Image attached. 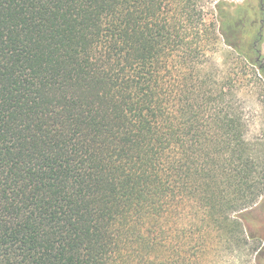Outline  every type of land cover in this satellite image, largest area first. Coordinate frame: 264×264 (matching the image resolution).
I'll return each instance as SVG.
<instances>
[{
    "label": "trees",
    "instance_id": "trees-1",
    "mask_svg": "<svg viewBox=\"0 0 264 264\" xmlns=\"http://www.w3.org/2000/svg\"><path fill=\"white\" fill-rule=\"evenodd\" d=\"M207 2L0 0V264H262L264 156L208 66L264 9Z\"/></svg>",
    "mask_w": 264,
    "mask_h": 264
},
{
    "label": "rangeland",
    "instance_id": "rangeland-1",
    "mask_svg": "<svg viewBox=\"0 0 264 264\" xmlns=\"http://www.w3.org/2000/svg\"><path fill=\"white\" fill-rule=\"evenodd\" d=\"M216 1L224 2L221 8H226L228 4H243L244 2L258 3L264 9V0H209L207 2V18L214 20L215 26H218L217 11L213 5ZM263 25L261 26L262 40L260 49L264 53V13L261 15ZM260 23V22H259ZM216 45L209 53L210 66L217 77L224 75H236L242 86L238 93V98L242 106V112L245 120V139L253 147L254 152L260 156H264V73L258 69L257 63L254 61L255 55L247 62L239 58L232 49L227 46L222 35L217 32ZM252 54V53H251ZM252 61L254 63H252ZM258 71V75L254 72ZM261 236L264 237V223L261 227ZM258 243V242H257ZM246 258V257H245ZM264 264V258L261 260Z\"/></svg>",
    "mask_w": 264,
    "mask_h": 264
},
{
    "label": "flooded vegetation",
    "instance_id": "flooded-vegetation-1",
    "mask_svg": "<svg viewBox=\"0 0 264 264\" xmlns=\"http://www.w3.org/2000/svg\"><path fill=\"white\" fill-rule=\"evenodd\" d=\"M263 25V20L261 21V26ZM261 29V28H260ZM261 40H262V34H261ZM261 43V42H260ZM259 43V44H260ZM252 52L254 53L255 57H254V61L257 63L258 65V69L264 73V53L262 52V50L259 48H257L256 45L253 46Z\"/></svg>",
    "mask_w": 264,
    "mask_h": 264
}]
</instances>
